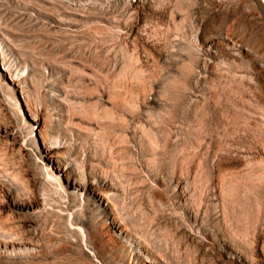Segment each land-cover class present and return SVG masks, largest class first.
Listing matches in <instances>:
<instances>
[{
    "label": "rangeland",
    "instance_id": "374dc122",
    "mask_svg": "<svg viewBox=\"0 0 264 264\" xmlns=\"http://www.w3.org/2000/svg\"><path fill=\"white\" fill-rule=\"evenodd\" d=\"M0 264H264L253 0H0Z\"/></svg>",
    "mask_w": 264,
    "mask_h": 264
},
{
    "label": "water",
    "instance_id": "95a60500",
    "mask_svg": "<svg viewBox=\"0 0 264 264\" xmlns=\"http://www.w3.org/2000/svg\"><path fill=\"white\" fill-rule=\"evenodd\" d=\"M253 1L255 2L260 12L264 15V4H262L259 0H253Z\"/></svg>",
    "mask_w": 264,
    "mask_h": 264
}]
</instances>
